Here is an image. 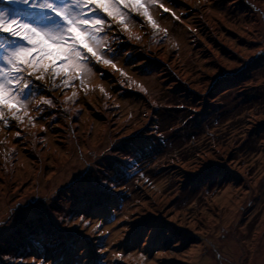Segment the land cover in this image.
<instances>
[{"label": "rangeland", "instance_id": "obj_1", "mask_svg": "<svg viewBox=\"0 0 264 264\" xmlns=\"http://www.w3.org/2000/svg\"><path fill=\"white\" fill-rule=\"evenodd\" d=\"M160 2L0 123V264H264V0Z\"/></svg>", "mask_w": 264, "mask_h": 264}, {"label": "snow or ice", "instance_id": "obj_2", "mask_svg": "<svg viewBox=\"0 0 264 264\" xmlns=\"http://www.w3.org/2000/svg\"><path fill=\"white\" fill-rule=\"evenodd\" d=\"M157 5L168 11L160 0H2L0 123L8 127L11 121L23 124L27 118L35 126L29 114L34 81H51L53 87L65 89L79 81L87 92L94 65L120 71L109 55L106 32L115 25L131 36L129 25L135 16L144 18L154 30L166 32L151 14ZM76 97L73 91L65 102ZM39 103L50 106L53 101L41 98Z\"/></svg>", "mask_w": 264, "mask_h": 264}]
</instances>
